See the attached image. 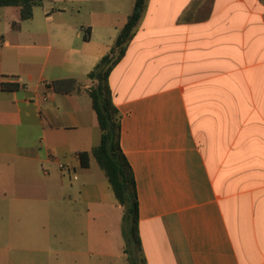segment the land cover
<instances>
[{
	"label": "crops",
	"instance_id": "crops-1",
	"mask_svg": "<svg viewBox=\"0 0 264 264\" xmlns=\"http://www.w3.org/2000/svg\"><path fill=\"white\" fill-rule=\"evenodd\" d=\"M133 6L43 0L25 21L18 7H0L4 225L22 222L31 207L48 213L57 198L70 211L81 205V221L120 220L91 155L100 129L87 74ZM69 78L78 91L53 90V81ZM108 84L134 173L144 264H264V0H148ZM51 235L29 245V232H17V245L0 247V264H120L103 259V246L88 262V235L69 247L50 244Z\"/></svg>",
	"mask_w": 264,
	"mask_h": 264
},
{
	"label": "trees",
	"instance_id": "trees-1",
	"mask_svg": "<svg viewBox=\"0 0 264 264\" xmlns=\"http://www.w3.org/2000/svg\"><path fill=\"white\" fill-rule=\"evenodd\" d=\"M43 0H0V7H18L20 20L32 17L34 7ZM148 0H134V6L126 24L119 32L110 51L103 56L94 69L87 74L91 85L87 89L91 107L96 114L100 129V141L91 150L98 167L104 173L107 182L122 207L124 239L123 253L129 264H144L138 232V200L133 170L120 147V114L113 104L108 78L114 67L121 61L128 44L134 36L135 28L144 13ZM16 86L2 84L1 89L12 91ZM56 93L70 94L78 91L75 79H62L52 82ZM82 167H87L88 153L79 154Z\"/></svg>",
	"mask_w": 264,
	"mask_h": 264
},
{
	"label": "rangeland",
	"instance_id": "rangeland-1",
	"mask_svg": "<svg viewBox=\"0 0 264 264\" xmlns=\"http://www.w3.org/2000/svg\"><path fill=\"white\" fill-rule=\"evenodd\" d=\"M80 21H84L85 15H77ZM64 181L65 186H69V180L67 175ZM17 190H9L8 195L10 199L15 197ZM30 191L27 189L24 191V195L27 198L30 195ZM42 196V194H38ZM26 210L25 220L18 222L17 220H11L7 225L0 221V247H5L8 245H17L18 240L16 237L17 232H29V236L26 237L25 243L29 245L43 244L46 232L56 233L57 237L50 236V244L57 247H69L76 246L77 244L84 243L85 236L88 235V247L92 253L95 254L94 257L87 259L88 262H96L97 252L100 247L103 246L101 251L108 254L106 258H103L108 263H120L129 264L125 261V256L122 253L124 248V239L122 236L123 222L122 216L123 211L120 216L119 221H112L109 219H103L95 222L87 223L86 221H81V205L76 206V211H70V206L60 199H56L53 205L50 206L49 212L45 211L43 206L37 211ZM29 214V215H28ZM34 215V216H33ZM79 216V218H77ZM37 232L38 235L35 234ZM33 233L35 236L33 237ZM83 237V239H81ZM103 239V242L98 241V239ZM85 261L83 259H79Z\"/></svg>",
	"mask_w": 264,
	"mask_h": 264
},
{
	"label": "built area",
	"instance_id": "built-area-1",
	"mask_svg": "<svg viewBox=\"0 0 264 264\" xmlns=\"http://www.w3.org/2000/svg\"><path fill=\"white\" fill-rule=\"evenodd\" d=\"M59 168H60L61 170H63V171L66 170L65 166H63V165H60Z\"/></svg>",
	"mask_w": 264,
	"mask_h": 264
}]
</instances>
